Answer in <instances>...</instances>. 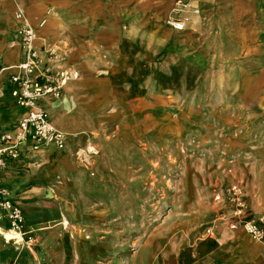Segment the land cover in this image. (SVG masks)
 I'll return each mask as SVG.
<instances>
[{
	"label": "crops",
	"instance_id": "1",
	"mask_svg": "<svg viewBox=\"0 0 264 264\" xmlns=\"http://www.w3.org/2000/svg\"><path fill=\"white\" fill-rule=\"evenodd\" d=\"M174 1L0 0V66L20 61L14 13L23 7L34 28L38 29L41 19L47 20V26L38 31L42 38L51 42L67 39L78 49L75 53L72 49L69 64L76 63L81 81L63 96L88 99L85 112L97 116L104 112L103 104L113 101L117 108L108 117L121 118L122 129L136 131L137 122L148 130L152 119L159 114L168 117L177 103H193L195 111V103L206 100L198 90L204 78L202 65L209 62V100L216 106L224 103L212 114L226 118L227 174L232 177L230 182L242 187L248 213L264 216V0H186L199 9V15L191 17L182 32L166 24ZM9 90L5 72L0 77V136L22 116L21 109L10 102ZM62 102L50 106L64 114ZM73 107L84 109L76 103ZM69 142L62 151L27 154V169L13 167L3 174L15 200L28 182L48 183L60 166L67 170L75 150ZM58 152L64 161L49 167L50 158ZM39 186L46 194L48 187ZM21 206L28 224L31 215L38 223L42 221L44 210L28 203ZM10 241L0 231V264H63L72 257L63 239L61 245L55 242L57 249L52 253L48 248L52 244L45 240L25 249ZM177 264H264V245L242 229L211 223L178 250Z\"/></svg>",
	"mask_w": 264,
	"mask_h": 264
},
{
	"label": "rangeland",
	"instance_id": "2",
	"mask_svg": "<svg viewBox=\"0 0 264 264\" xmlns=\"http://www.w3.org/2000/svg\"><path fill=\"white\" fill-rule=\"evenodd\" d=\"M202 70L198 94L206 100L196 102L195 111L193 103H177L168 117L152 119L148 130L138 122L136 131L122 129L123 119L108 117L117 108L113 101L102 105L100 116L85 112L88 99L77 95L60 99L68 100L62 102L64 114L49 106L53 121L75 146L72 162L67 170L60 166L48 183L28 182L16 193L22 205L44 210V217L38 223L31 215L30 225L26 220L19 231L21 238L6 234L9 243L25 249L45 240L52 253L63 239L72 254L63 264H177L178 250L226 214L215 196L232 183L239 185L230 182L224 161L226 118L212 114L224 103L210 102L209 62ZM84 138L98 151L90 170L75 156ZM63 161L58 152L48 164L53 168Z\"/></svg>",
	"mask_w": 264,
	"mask_h": 264
},
{
	"label": "built area",
	"instance_id": "3",
	"mask_svg": "<svg viewBox=\"0 0 264 264\" xmlns=\"http://www.w3.org/2000/svg\"><path fill=\"white\" fill-rule=\"evenodd\" d=\"M16 1V0H11ZM199 15V9L190 1L175 0L166 24L175 32L186 29L191 17ZM18 22L15 31L20 49V61L13 67H1L8 75V97L22 116L10 131L0 136V230L16 233L25 226V214L21 204L3 182V174L16 167L27 169V154L54 150L62 151L70 141L69 134L55 125L49 106L60 100L66 90L80 80V70L69 64L73 44L67 39L51 42L39 36V27L46 23L41 19L34 28L19 7L14 13ZM98 153L95 145L85 140L76 151V158L85 169ZM225 207L226 214L219 218L232 230L242 229L255 242L264 245V216L250 215L245 193L238 184L225 187L215 196Z\"/></svg>",
	"mask_w": 264,
	"mask_h": 264
},
{
	"label": "bare ground",
	"instance_id": "4",
	"mask_svg": "<svg viewBox=\"0 0 264 264\" xmlns=\"http://www.w3.org/2000/svg\"><path fill=\"white\" fill-rule=\"evenodd\" d=\"M24 12H25V15H26V10H24ZM39 24V23H38ZM46 24V23H45ZM45 24L44 25H42L41 27H39V30H41L42 28H44V26H45ZM15 66V65H14ZM10 67H13V66H10ZM23 228V226H21L20 227V229H19V231L21 230ZM0 231H2V230H0ZM16 232V233H11V232H5L6 234H8V235H10V236H14L16 239H18V237L19 238H21L22 236H23V233H21V232ZM3 232V231H2ZM21 240V239H20Z\"/></svg>",
	"mask_w": 264,
	"mask_h": 264
}]
</instances>
